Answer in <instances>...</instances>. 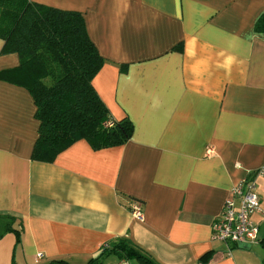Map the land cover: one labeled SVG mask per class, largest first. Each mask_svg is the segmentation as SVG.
I'll return each mask as SVG.
<instances>
[{
	"label": "crops",
	"instance_id": "crops-1",
	"mask_svg": "<svg viewBox=\"0 0 264 264\" xmlns=\"http://www.w3.org/2000/svg\"><path fill=\"white\" fill-rule=\"evenodd\" d=\"M33 1L83 14L104 58L94 89L133 133L120 145L80 138L52 161L32 159L33 98L0 76V215L20 230L18 242L13 231L0 236V264H87L119 237L157 264H261L264 176L254 174L264 163V0ZM18 64L16 53H0V71ZM245 177L262 210L252 214L259 237L249 248L212 238ZM122 260L140 264L115 254L102 264Z\"/></svg>",
	"mask_w": 264,
	"mask_h": 264
},
{
	"label": "trees",
	"instance_id": "trees-1",
	"mask_svg": "<svg viewBox=\"0 0 264 264\" xmlns=\"http://www.w3.org/2000/svg\"><path fill=\"white\" fill-rule=\"evenodd\" d=\"M0 39V53H16L19 58L17 66L0 71V76L25 87L36 107L39 128L32 159L52 161L80 138L94 148L120 145L131 138L130 119H112L94 89L92 80L104 58L90 39L80 11L33 0H0ZM3 217L0 215V236L13 231L18 242L20 230L12 226L14 217ZM111 254L140 264H157L127 237L106 243L87 264H102ZM210 256L206 253L199 263L208 262ZM261 262L264 264V258ZM47 264L68 263L53 260Z\"/></svg>",
	"mask_w": 264,
	"mask_h": 264
},
{
	"label": "built area",
	"instance_id": "built-area-1",
	"mask_svg": "<svg viewBox=\"0 0 264 264\" xmlns=\"http://www.w3.org/2000/svg\"><path fill=\"white\" fill-rule=\"evenodd\" d=\"M108 124L111 125V122ZM209 152L211 148L206 149V153ZM254 175L264 176V163ZM131 212L136 218L143 219L138 203L131 205ZM254 212H262L259 195L255 191L254 178L245 177L231 187L229 197L212 223V238L230 245L257 241L259 226L252 219ZM37 255L41 256L40 253ZM119 264H127V260H122Z\"/></svg>",
	"mask_w": 264,
	"mask_h": 264
},
{
	"label": "water",
	"instance_id": "water-1",
	"mask_svg": "<svg viewBox=\"0 0 264 264\" xmlns=\"http://www.w3.org/2000/svg\"><path fill=\"white\" fill-rule=\"evenodd\" d=\"M239 246H241L242 248H249L250 247V243H238Z\"/></svg>",
	"mask_w": 264,
	"mask_h": 264
},
{
	"label": "rangeland",
	"instance_id": "rangeland-1",
	"mask_svg": "<svg viewBox=\"0 0 264 264\" xmlns=\"http://www.w3.org/2000/svg\"><path fill=\"white\" fill-rule=\"evenodd\" d=\"M132 262V264H135V262L134 261H131Z\"/></svg>",
	"mask_w": 264,
	"mask_h": 264
}]
</instances>
